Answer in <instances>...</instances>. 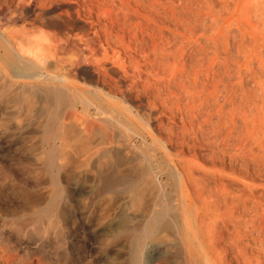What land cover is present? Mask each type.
Instances as JSON below:
<instances>
[{
  "label": "rangeland",
  "instance_id": "rangeland-1",
  "mask_svg": "<svg viewBox=\"0 0 264 264\" xmlns=\"http://www.w3.org/2000/svg\"><path fill=\"white\" fill-rule=\"evenodd\" d=\"M142 1L140 11L134 8L143 18L131 12L127 17L120 10L115 34L103 42L128 78L142 91H151L152 106L161 109L151 122L157 126L159 121L163 133L168 131L164 137L171 149L138 140L85 164L84 157L82 162L69 152L72 158L59 169L57 156L49 159L52 153L43 149L41 127L48 105L29 96L26 88L35 81L20 77L26 62L15 58L6 64L9 72L0 66V264H131L130 243L136 236L131 228L140 224L135 216L152 208L154 201L168 209L169 202L184 199L192 200L193 212L201 215L198 237L208 243L216 264H264V0H153L150 7L148 0ZM0 3V18L10 19V4ZM32 17L3 22L26 36V44L39 33ZM82 81L78 84L86 86ZM22 83L27 84L24 90ZM124 128L126 139L132 132ZM175 164L186 177L182 186L164 173ZM113 173L126 174L136 183L130 187L120 182L111 191L103 180Z\"/></svg>",
  "mask_w": 264,
  "mask_h": 264
},
{
  "label": "bare ground",
  "instance_id": "bare-ground-1",
  "mask_svg": "<svg viewBox=\"0 0 264 264\" xmlns=\"http://www.w3.org/2000/svg\"><path fill=\"white\" fill-rule=\"evenodd\" d=\"M0 1L10 4L9 5L10 8H8V9H11L9 11V14L10 15L13 14V16L10 17V19H8L9 17L6 18L7 17L6 15L5 21L4 19L0 18V66L3 69V71L4 70L8 71L6 64L10 63L11 61L13 62L15 58H17V60L20 62L21 61L26 62L25 64H27L28 68H26L27 69L26 70L23 67V69L26 70V72H22V74L20 73L21 74L20 77H25V78L31 79L32 81L34 80L35 82L30 84L29 88H26L29 90V93L30 91L32 92L31 94H29V96L31 95L33 97L35 96V98L37 97L36 99L37 100L39 99L41 103L48 105L47 107L43 106V107H46V111H47L46 115H48L46 117L47 120L45 124L44 125L42 124L43 126L41 127L42 128L41 132H42V136L44 140L43 149L50 151L49 154L52 153V156L51 154L50 155L48 154L49 159H51L50 157H53L56 159V156H57V160L55 161L56 163H58L59 169H61L62 167L64 168V166L68 164V160L72 158L70 157L69 152H74V154L76 153V155L78 154L79 156H81L80 159L82 160V162H83L82 157H84L83 163L85 164L86 161H89L92 158H100V159L105 158L116 147H120L119 149L121 148L127 149L130 146H133V141H138V140L141 141L142 143H147L150 140L152 141L151 142L152 144L154 143L155 145H158L159 148L165 151H167L170 146L172 147L171 142L164 137V134H168L167 133L168 131L166 133H163V129H161V124L158 120H156V122L158 121L159 123L157 124V126H155L151 122V119L154 118V116H160L159 112L161 111L160 108H157L160 110L158 111L155 107L152 106L151 100H150L151 97L149 95V92L151 91L148 89L147 90L149 92L147 90L142 91L141 88L143 87L139 89L137 82L133 83L130 77L128 78L126 73L119 66L116 65V61L114 59H118V58L114 57L112 60V56L109 57V53L107 52L108 50H106L107 48H105V45H104L105 42H103L104 40L103 37L106 40H108V36L110 35V33L116 32L115 30L113 31V29L115 28L116 23H119V21L121 20L122 15H120V12H123V11H120V10H125V16L129 15L130 12L135 15L137 14L136 9H138V3L141 2L142 0H136V1L135 0H27V1L0 0ZM149 1L153 2V0H148V2ZM25 2H28L27 4L28 6H25L26 5ZM148 2H146L147 5H148ZM151 2H149L148 7H150ZM133 4H136V5H133ZM142 4H145V3H142ZM131 5L133 9L130 11L129 7ZM134 6H136L137 8L135 9ZM8 9L6 8L4 10H8ZM138 11L140 10L138 9ZM49 12H51V14L47 15ZM0 13H2V11H0ZM16 13H18V15H16ZM139 13L140 12H138V14ZM26 14H32L33 17L30 20L32 21V24H34L35 29L36 27L38 28L37 30H39V33L36 30L37 34H35V36L34 35L32 36L34 38L33 39L29 38L30 40L29 39H28L29 41L26 40V44H25V42H23V38H26V36L23 37L20 34L21 32H19L18 30H14L15 27L14 28L5 27V23L8 22L6 19L12 20V22L16 21L17 18H21L20 20H22ZM138 14L135 15L137 18L142 16L141 14L140 15ZM125 16L123 18H125ZM123 18H122V21H123ZM141 18H143V16ZM125 19L126 21H128L130 18L128 19L125 18ZM35 29L33 28V30ZM50 29H52V32L47 31ZM161 31L163 32V30ZM31 33L33 34L36 32L34 31ZM135 33L137 34V32ZM113 34L115 33H112V35ZM136 39L137 37L135 38V40ZM138 40L139 39H137V41ZM153 41H155V43L157 42L156 40H153ZM106 44H110V43H106ZM162 45H161V48L163 47ZM111 51L113 55V50ZM145 54L146 53H144V55ZM8 74L9 73H7V75ZM12 76H16V75H12ZM80 79L86 81V86L84 85L85 83L84 84L81 83L83 86L78 84L79 83L78 81H80ZM3 80H5V78ZM22 81L24 82L23 78H22ZM20 85L23 86V87L21 86V88L24 90V85H27V84L23 85L22 83ZM146 85L147 84H145L144 87H146ZM18 89L16 91H18ZM28 90L25 92L28 93ZM140 93H143V94H140ZM23 95H25V93H23ZM33 101L35 100L33 99ZM23 107H26V106H23ZM25 110L27 111V109ZM49 116H55V118H52ZM38 126H41V125H38ZM120 126H122V128L125 127L126 130H130V132H132L130 134H128L129 132H127L126 139L123 138V133H122L123 129ZM30 128H31V125H30ZM38 141H39V138H38ZM141 142L139 145H141ZM178 149L179 148L177 147L176 150ZM141 154H144V153L141 152ZM124 158L125 157H123V159ZM80 159L78 157L79 161ZM130 159L132 160V158ZM75 162H76V159H75ZM80 164H82L81 161H80ZM122 164H125V163L123 162ZM176 164H175L176 168H173L167 171L165 168L164 173H166L168 176L176 177V179L180 183V186H182L181 182H185L186 177L184 176L185 174L183 175L182 173L181 174L179 173V171L181 172V170L179 169L178 171ZM74 166L76 169L78 165L77 166L74 165ZM119 167L121 166L119 165ZM102 170H103V167H102ZM112 172H114V170ZM120 172H122V170H120ZM131 172H134V171L131 170ZM102 173L104 172L102 171L99 174H102ZM125 175L126 174H123V175L120 174L117 176V174L115 173H113L110 176L104 175L105 180L103 181H105L106 183V184L104 183L105 187L107 185V188L112 191V189H114V186L120 182L124 183L125 186L126 184H128V185H131L130 187H132L131 183H136V182H132L135 180L130 179L127 177V175L126 176ZM135 176H136V173H135ZM135 176L133 177L135 178ZM82 179H84V177ZM83 181L85 182V180ZM141 186H142V182H141ZM130 187H127V188H130ZM162 188L163 187H161V189ZM137 191H138L137 196L138 197L139 195L141 196L142 195L141 192H139V190ZM139 199L140 197L138 198V200ZM184 202L185 203L173 202L172 204L169 202L171 206L168 207L167 209V206L163 207L162 205H160V207H157L156 205H159V204H157L158 202L155 203L154 201L152 202L153 203L152 208L151 206H149L151 209H149V207L147 206L145 208L146 210L144 209V211L146 212L141 213V214L139 213L140 215H136V216L134 214L135 218L139 220L140 224L139 225L137 224V226L133 228L129 227L131 228L133 232H135L133 234H136L134 238L132 236L130 237V239L133 238L132 243L130 244H133L132 246L134 247L132 248L134 250L132 251L134 252V255L130 254L131 256L133 255L131 264H216V262H214L213 259L211 258L212 256H210L209 252L207 251L206 244L208 245V243H205L204 240L198 237L199 234L201 233V223H202V220L200 219L201 215L199 216L197 213L193 212V209L195 206L193 205L194 202L192 200L186 202V199H184ZM170 210L172 211V213H170L171 212ZM202 230H203V227H202ZM148 240L150 241L152 240L151 247L148 250L149 252L145 251L146 250L145 248L147 245L146 241L148 242ZM193 240H196V242H198L197 246L199 245L201 248L198 247L199 249H197L193 244L194 243ZM211 241L212 240L210 239V243ZM129 261L127 260V263H129ZM219 262L221 263V261Z\"/></svg>",
  "mask_w": 264,
  "mask_h": 264
}]
</instances>
